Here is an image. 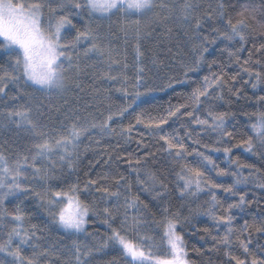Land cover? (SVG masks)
Wrapping results in <instances>:
<instances>
[{
	"label": "snow or ice",
	"instance_id": "6c2138e0",
	"mask_svg": "<svg viewBox=\"0 0 264 264\" xmlns=\"http://www.w3.org/2000/svg\"><path fill=\"white\" fill-rule=\"evenodd\" d=\"M113 17L120 21L118 32L123 34L124 44L129 43V37L134 41L132 76L127 74L129 65L121 59L120 50L113 46L120 38L117 32L109 28L105 36L99 26H93L94 21ZM169 22L185 29L190 48L178 54L176 68L169 67L163 77L159 72L166 66L152 57L161 80L157 84L147 75L151 69L143 64V42L157 27L170 34ZM217 41L224 44L221 54L227 53V61L207 59L210 46ZM249 43L252 49L241 62L240 53ZM254 53L264 57V0L259 4L210 0L206 7L202 0H0V129H15L17 135L22 132L30 138L22 150L0 145V264H94L96 254L108 249L118 254L108 264H195L184 226L191 225L196 216H207L217 232L213 235L211 229L203 228L192 233L202 231L211 238L209 252L223 249L228 264H264V245L250 248L253 232L264 235V207H258L259 219L251 223L245 219L239 227L233 213L234 209L246 212L253 203L259 205V201L246 198L242 186L264 191V95L256 96L262 110L244 113L249 122L245 135L239 138L234 126L229 130L235 114L218 111L215 103H231L225 92L240 98L242 89L235 87V82L238 77L243 79L241 74L248 77L245 85L264 91V72L253 67L261 60H253ZM92 57L107 66L94 73V79L118 82L115 91L130 96L131 102L116 105L106 96L83 112L69 109L59 126L46 123L44 118L50 120L48 114L60 108L46 105L37 94L51 100L73 86L81 88L80 77L96 67L84 63ZM233 64L239 70L229 76L226 68ZM114 65L121 69L115 74ZM204 67L207 74L193 79ZM176 85L191 87L182 102L169 100L163 112L153 115V110L145 109L135 116L134 123H118L142 96L166 92ZM99 92L96 89L97 96ZM170 122L179 127L166 130ZM137 126L156 141L157 152L169 159L172 167L167 174L154 170L156 153L150 150L142 156L128 153L113 157L104 149V163L123 160L128 175L120 173L111 183H104L107 175L94 179L85 172L83 181L78 177L75 183H67V176L79 172L82 156L99 147L102 139L119 138L127 143ZM204 135L214 137V143H203ZM144 136L141 132L136 143L147 149ZM233 148L257 157L261 166L232 158ZM221 152L228 167H221L213 158V153ZM189 157H193L191 162ZM99 163L90 160L89 166ZM214 176L231 177L232 182L220 183ZM141 192L155 202L159 215L141 200ZM218 192L236 199L225 207ZM202 195L208 199L197 204ZM10 198L16 202L11 211L5 207ZM31 198L52 224L76 237L70 245L60 248L46 242L41 229L28 223L22 204ZM173 198L180 202L178 207ZM91 218L106 226L102 237L88 231ZM234 245L242 250L239 255ZM25 246L31 249L30 255L24 253ZM192 251L203 255L198 248Z\"/></svg>",
	"mask_w": 264,
	"mask_h": 264
},
{
	"label": "trees",
	"instance_id": "16d2710c",
	"mask_svg": "<svg viewBox=\"0 0 264 264\" xmlns=\"http://www.w3.org/2000/svg\"><path fill=\"white\" fill-rule=\"evenodd\" d=\"M210 0H202V3L206 7ZM241 2H245V0H241ZM250 2L259 4L260 0H250ZM234 14V13H233ZM119 20L116 17H113L111 20L103 19L93 22V26H99V30L102 35H107L109 32V28L112 31L117 32L119 39L113 41V46L120 50L121 59L126 62L129 67L126 70L129 76L134 75L133 65L135 63V51H134V41L131 37H129V43L127 45L124 44L123 34L118 32V24ZM78 26H83L82 24ZM168 27L172 29V32L169 34L165 28L157 27L156 31L153 33L151 37H149L146 41L143 42V50L144 57L142 58L143 64L147 69H151L147 73L148 77H151V81L159 84L161 82L160 79L157 78V69L152 65L151 59L153 56L156 57L158 61H162L166 66L159 72V76L163 77L164 74L168 71V68L171 67L173 69L176 68L175 59L178 54L187 53L190 48V42L188 40V36L185 35V29L180 25L169 22ZM259 41L257 40V46ZM224 47V44L220 41H217L216 45L210 46V54L207 55L208 60L212 59H223L227 61V53L221 54V49ZM252 49V44L249 43L245 47V51L240 53L241 62L243 59H246L249 55V51ZM170 50V51H169ZM260 59V65H253L256 71L264 72V57H262L258 53L253 54V60ZM86 64H95V68H89L88 71L83 74L79 83L81 88H75L74 86L69 89L62 96H56L49 100L47 97L37 94L38 100H43V102L47 104H51L53 106L59 107L60 111H52L48 115L51 119H48V116L44 118L46 123L50 125L59 126V121L64 119V113L69 109H79L83 112L86 108H94L99 104L101 98L110 96L111 100L116 105H127L131 102V97H124L121 93L115 91L116 88L120 87V84L115 81H107V80H96L94 79V73L100 70H106V65L100 62V59L97 57H92L91 59L84 61ZM120 66H113V74L119 72ZM238 66L233 64L231 67L226 68L228 75H234L238 71ZM207 67L202 68L201 72L196 74L193 79H197L199 76H203L207 74ZM243 79L239 78L235 82V87L242 89V94L239 99L236 97H232L229 93L225 92V99L231 100L230 104H225L223 101L215 102L217 105L218 111H231L235 114V118L229 121V130H233V126L235 128L234 135L238 138L240 136L245 135L247 131V123L248 117L244 115V113H252L257 110H262V106L257 104L256 96L264 95V91L261 88L252 89L251 85H245L243 83L244 80H247L248 77L245 74H241ZM194 86V85H193ZM264 87V86H262ZM82 89V90H81ZM96 89H99V96H97ZM29 91H31L29 89ZM143 91V89H141ZM191 91V87L187 85H176L174 89H168L166 92H154L148 96H142L139 100H137L132 106L129 108L128 113L125 114L123 118H120L118 123H122L124 126H127L130 122L134 123L135 116L140 113L142 110L148 109L153 110V115H156L159 112H163L168 107V102L171 100L173 104L177 102H182V96L186 95ZM11 103L9 106H11ZM23 103V101H20ZM107 101H105V104ZM222 105V106H221ZM113 126H116L115 124ZM172 127H179V124H172L170 122L169 125H165V129L170 131ZM182 131V130H181ZM145 132L144 143L148 145V148L145 149L143 147H138L136 141L140 139V133ZM132 140L125 143L124 140L119 138H104L101 140L100 146L97 147L94 151H89L85 153L81 158L80 169L76 174H72L67 176V183H75L77 178L83 181L86 177L84 173L87 172L89 177L98 178L102 175H107L109 179L104 181V183H111L113 177L122 173L124 175H128V166L123 161H117L113 159L111 162L105 164L104 160L106 159V155L104 154V149H107L108 153L112 154L113 157L116 155L126 156L128 153H132L135 155H144L145 151H152L156 153L155 162L153 164L154 170L159 169L160 171L167 174L168 170L172 167L169 162V159L165 154L157 152L156 141L147 135L146 131L142 128V126H137L132 133ZM119 139V146H117V140ZM30 138L27 137L24 133L16 134V130L13 129L11 131L6 129H0V145L8 147L10 150L12 149H23L25 145L29 143ZM203 143H214V137H210L204 135L202 137ZM87 143V141H85ZM235 143V141H233ZM223 147V145H219ZM193 147H195L193 145ZM213 158L217 160V163L220 164L221 167H228L226 161L224 160L223 154L221 153H213ZM232 158L239 159L241 163L246 164H255L257 167L261 166V161L252 156L251 154L245 153L242 149L233 148ZM189 162L193 160V157H189ZM93 161L95 163L96 160H100L99 164H96L95 167L89 166V161ZM214 175V174H213ZM129 179H134L133 177H129ZM217 182L229 184L232 182L231 177H215ZM53 184L59 183L57 181H53ZM243 192L246 194V198L253 201H259V205L253 203L251 209L246 212H239L238 210H233V213L236 216V220L234 221L235 225L239 227L243 224V221L247 219L250 223L253 219H259L258 207H264V191L255 188L252 185L242 186ZM135 187L133 188V192H135ZM141 200L149 203L150 208L153 211L158 213V209L154 207L155 202L151 201V197H149L146 193H139ZM218 197L222 201L223 205L226 207L228 203L233 202L234 197L229 196L226 193L218 192ZM88 199H92V197H88ZM208 199L207 196L202 195L200 200H198L197 204H203V202ZM12 201V198L9 201H5V207H7L10 211L15 206V201ZM173 204L175 206H179V201L173 198ZM110 204L112 202H109ZM23 210L25 214L29 217L28 223L35 224L41 229V233L45 238L46 242L58 245L60 248H63L66 245H70L72 239H75V236H70L69 234L64 233L62 229H59L56 225L51 223L50 218L47 213L37 207V201L35 198L25 199L22 204ZM195 207V204L193 205ZM184 214L187 215V210L184 209ZM131 214V211H130ZM89 232L97 233L98 236H103L107 231L105 225H103L98 218H91L90 222L87 226ZM209 228L212 231L213 235H216V230L212 227V221L207 216H196L191 225L184 226V232L186 233V242L188 244L190 259L195 262V264H228L227 258L224 256V251L221 249L220 252H209L208 250L212 247L213 241L210 237L205 235L202 231L193 235L192 233L195 229H203ZM223 233V229L220 230V234ZM201 236H204V239H201ZM2 238V237H0ZM80 240H83L84 237L81 235L79 237ZM252 244L250 248L253 250L256 249L257 244L264 245V235L257 234L255 232L252 233L251 236ZM236 254H240L242 250L233 246ZM193 248H198L201 250L203 255H197L192 251ZM24 253L26 255L31 254V249L25 246ZM117 252L113 249H108L102 253L96 254L94 258V264H108L113 258L117 257ZM123 264V261H121Z\"/></svg>",
	"mask_w": 264,
	"mask_h": 264
}]
</instances>
